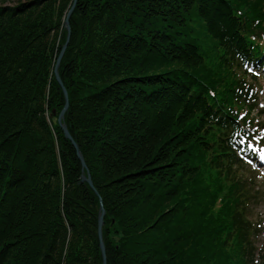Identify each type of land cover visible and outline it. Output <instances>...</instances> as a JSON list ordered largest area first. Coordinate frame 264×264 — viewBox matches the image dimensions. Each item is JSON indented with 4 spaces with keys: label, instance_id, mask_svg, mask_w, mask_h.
<instances>
[{
    "label": "trees",
    "instance_id": "1",
    "mask_svg": "<svg viewBox=\"0 0 264 264\" xmlns=\"http://www.w3.org/2000/svg\"><path fill=\"white\" fill-rule=\"evenodd\" d=\"M4 1L0 264H102L99 198L106 264H253L251 195L225 106L232 49L248 52L252 21L264 30V0H76L59 66L64 122L99 197L78 184L56 122L53 66L73 0ZM154 20L166 25L150 31ZM190 23L194 39L178 40ZM199 31L222 51L216 66Z\"/></svg>",
    "mask_w": 264,
    "mask_h": 264
},
{
    "label": "rangeland",
    "instance_id": "2",
    "mask_svg": "<svg viewBox=\"0 0 264 264\" xmlns=\"http://www.w3.org/2000/svg\"><path fill=\"white\" fill-rule=\"evenodd\" d=\"M3 3H5V5H14L15 3H17V0H6ZM65 17H63V19H62V24H61V26L63 27V28L61 27L62 29H64L63 23H64V20H65ZM68 23H69V20H68ZM164 25H166L165 22L154 20L151 24H147V28L150 31H155V30H160ZM190 26H191V23L187 24V27H181V26L177 27L176 31L180 32V35L179 36L176 35V38L178 40L184 38V39H188V41H192L191 39H194L195 36L190 31ZM192 26H193V29L195 31H198L200 29L195 24H193ZM69 28H70V24H69ZM64 31H65V29H64ZM198 34H195L196 37H198V39H199L195 43L201 45L202 50H200V53H203V56H204L206 62H208V60H209L211 62V64L216 66L215 63H217V58L215 60L214 55H213V53L215 52V48L213 47V45L206 43V42H209V38H208L206 33H203L202 31H199ZM70 35H71V29H70ZM65 40H66V31H65V39H64V41H63V43L61 45V48H62ZM69 41H70V36H69L67 47L69 45ZM57 45H55V46L57 47ZM67 47H66V49H67ZM61 48H60V50L58 51V53L56 55L55 62H56V60H57V58H58V56L60 54ZM66 49H65V51H66ZM63 55L61 57V60L63 58ZM61 60H60V62H61ZM54 66H53V68H54ZM59 66H60V63H59ZM59 66H58V75H59ZM260 84L263 85V83L259 81V85ZM262 97H264V95ZM256 111L257 110H255L254 113H256ZM250 116H253L254 118H258L257 115H253V114H251ZM255 178H256V175H255ZM256 186H258L257 182L255 183V185H253L252 190L254 191V194L258 197V199L254 200L252 206H250V213L247 216H250V214L252 212V215H251L252 219L253 220L256 219V220H258L260 222L261 220H264V197H262V196H264V194L261 193L260 184L258 186L259 188L257 187L258 189H256ZM260 194L262 196H260ZM252 219H250V220H252ZM256 234L257 235H255L252 238V241H253L252 244H253V248H254L253 249V253H254L253 264H255V263L256 264H264V232L262 233L261 230L259 231L257 229V233ZM114 239H116V238L114 237Z\"/></svg>",
    "mask_w": 264,
    "mask_h": 264
},
{
    "label": "water",
    "instance_id": "3",
    "mask_svg": "<svg viewBox=\"0 0 264 264\" xmlns=\"http://www.w3.org/2000/svg\"><path fill=\"white\" fill-rule=\"evenodd\" d=\"M75 2H76V0H73L72 5H71L70 9L68 10L67 15H66L65 20H64V23H63L64 29L66 31V40H65V42L61 48L60 54H59V56L55 62V66H54V70H53L55 80H56L57 84L59 85V87L63 93V97H64V106L60 110V112L58 113L56 122H57L58 127L62 131L64 139H66L67 141L70 142L71 146L73 147V149L75 151V156L78 159V161L80 162L81 174H80V179H79L78 183L87 185L98 196V193L96 192V190L92 184L90 175L87 171L86 164H85L84 159L82 157V154L79 150V147L76 144V142L73 140L71 135L69 134L67 127L64 123V116H65V113L68 109V96H67V92L63 86V83L61 82V79L58 75V66H59L61 57L64 54V51L67 47L69 36H70V28H69L68 20H69L70 15L72 14L73 9H74ZM104 213L105 212H104V209H103L102 204H101V199L99 198V212H98V218H97V235H98V240H99V249H100V253L102 256V264H106L105 248H104V243L102 240V226H103Z\"/></svg>",
    "mask_w": 264,
    "mask_h": 264
},
{
    "label": "bare ground",
    "instance_id": "4",
    "mask_svg": "<svg viewBox=\"0 0 264 264\" xmlns=\"http://www.w3.org/2000/svg\"><path fill=\"white\" fill-rule=\"evenodd\" d=\"M68 110V109H67ZM64 121H65V116H64ZM65 123V122H64ZM66 125V124H65ZM67 127V126H66ZM68 130V129H67ZM70 134V133H69ZM79 184V183H78Z\"/></svg>",
    "mask_w": 264,
    "mask_h": 264
}]
</instances>
